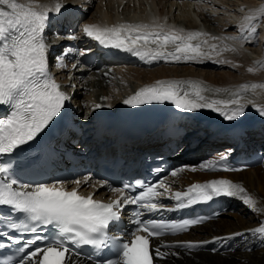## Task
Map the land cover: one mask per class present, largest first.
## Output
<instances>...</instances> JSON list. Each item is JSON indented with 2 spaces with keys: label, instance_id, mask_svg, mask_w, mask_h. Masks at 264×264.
<instances>
[{
  "label": "snow or ice",
  "instance_id": "obj_1",
  "mask_svg": "<svg viewBox=\"0 0 264 264\" xmlns=\"http://www.w3.org/2000/svg\"><path fill=\"white\" fill-rule=\"evenodd\" d=\"M64 7L60 2L49 6L39 3V0H0V107L7 110L5 115L0 116V158L10 157L7 162H0V224H3L0 249L17 245V253L21 254L18 259L5 260L0 264H82L81 257L84 254L79 251L82 246L96 250L95 264H154V260L155 264H161L169 256L179 255L172 251L174 248L191 250L209 241L166 243L157 242L159 238L186 233L195 226L203 225L210 217L143 219L144 212L177 211L219 197L241 200L258 216V220L255 227L224 237H213L212 242L231 240L248 233L264 247V206L258 207L257 198L244 185L231 179L218 178L193 183L184 191H173L171 184L163 178L152 184L125 183L121 187H111L106 181H97L96 185L109 187L115 195L114 199L104 201L95 199V193H81V184L87 185L91 176L72 181L75 186L70 189L67 181L25 183L18 178L13 163L19 161L20 154L25 151L23 146L35 141L60 116L66 102L71 99L50 71L48 56L51 44L46 34L51 14H59ZM262 22L264 8L260 9L259 15L245 16L238 31L248 33V36L242 35L239 39L250 40L255 37ZM83 33L104 47L131 53L148 63H231L217 57L226 51H237L227 44L210 43L237 40V37L188 31L166 22H125L112 26L85 24ZM53 38H59V34L54 33ZM69 38L77 37L72 35ZM71 51L67 49L56 58L59 67H68L64 60ZM71 67L76 68L77 64L73 63ZM248 71L251 73L254 69L249 68ZM257 88H264V84L241 85L229 99H210L204 95L205 92L228 90L209 89L202 81L195 80H157L141 87L124 99L123 103L132 107L170 103L182 112L209 109L231 122L243 117L248 105L264 118V105L253 101L247 104L242 102L244 93ZM104 99L108 100L109 97ZM94 107L100 109L111 107V104L97 103ZM17 150L20 153L13 157ZM185 170L227 172L243 169L229 166L225 154L197 166L185 165L174 169L170 176L175 178ZM136 188L141 191L131 195ZM162 197L175 201L174 205L169 207L161 203ZM261 203L264 204V201ZM128 205L136 206L132 221L136 227L125 240L122 236L110 235L109 230L120 221L122 211ZM5 208L7 211H4ZM49 228L52 229L50 236L40 234ZM25 233H30L31 237L25 239ZM244 247L248 252L254 250L247 244ZM211 251L217 249L213 247ZM237 264H243V261Z\"/></svg>",
  "mask_w": 264,
  "mask_h": 264
},
{
  "label": "bare ground",
  "instance_id": "obj_2",
  "mask_svg": "<svg viewBox=\"0 0 264 264\" xmlns=\"http://www.w3.org/2000/svg\"><path fill=\"white\" fill-rule=\"evenodd\" d=\"M59 1L71 2L72 0H39V3L47 5V2ZM75 2L81 8L72 10L74 17L69 15L64 18L53 13L46 29L49 43L54 39V33H58L61 40L69 39V41L62 42L60 47L64 50L72 49L69 52L72 57L70 61L76 60L77 50H80L79 54L85 53L89 46L88 43L94 42L83 32L77 33L75 28L67 27L72 22L75 26L76 23L78 25L84 23L112 26L125 22L136 24L155 21L166 22L168 25L188 31H203L219 37H237V40L210 41V43L221 45L227 44L237 49L236 52L226 51L222 53L221 57H217V59L231 61V63L212 61L203 63L154 61L148 63L145 60L132 61L127 57L109 61L98 56L96 58L97 66L93 69L88 63L67 62L66 64L70 67L73 63H77V67L70 70L73 71V75L68 78L66 77L67 70H65L62 84L68 82L71 84L69 91L72 94V101L78 105L75 113L76 121L81 124L83 121H91L94 118L95 104H111V107L100 108V111L103 114L115 113L121 106H129L123 103L124 99L133 95L141 87L153 84L157 80H195L202 81L204 86L209 89L228 90L219 93L205 92L204 95L210 99H229L233 92L240 89L241 85L264 84V47L259 45L256 37L250 40H240L239 37L248 36V33L238 31V27L244 23L246 13L259 15L260 9L264 8V0H76ZM80 11H84L83 16L76 21L73 20ZM59 21L65 25L64 30L60 33L56 25V22ZM263 26L264 22L258 28ZM72 35L77 38L70 39L69 37ZM66 36L68 37L66 38ZM79 40L85 41L83 45L78 46ZM99 63L100 66H98ZM151 64H157V66L151 67ZM233 65L238 66L234 67ZM249 68H253L254 71L250 73ZM62 77L63 74L59 76V79ZM104 97H109V99L105 100ZM248 101L264 105V88H257L255 91L250 89L244 93L242 102L247 104ZM84 112H86L87 119L84 118ZM185 113L189 118L190 125L197 126V123H200L199 119L205 117L221 121L222 125L228 126V131L241 125L251 129L247 138L227 140L220 147L221 150L245 154L251 150H258V147L264 149V118L260 117L251 105H248V110L243 117L231 122L224 120L218 113L209 109ZM199 127L197 126V128ZM210 137V133H205L195 140L197 146H200L199 150H204L208 146ZM228 137L233 138V133ZM241 140L244 141L245 148L238 150ZM178 145L181 144L178 143ZM168 146L171 147V145ZM197 146L191 147L193 151L190 155L182 161L176 162V165L180 167L197 166L206 161L200 153H194L195 150H198ZM201 171L185 170L177 176L179 180H175L173 184H189L193 180H203L205 176L201 174ZM232 178L242 180L249 193L257 198L258 207L264 206L261 203L264 201V167L247 170L239 175H233ZM87 187L88 185L84 186V188ZM225 208L226 213L219 221L195 229L182 240L210 239L214 236L244 232L245 229L257 226L258 216L241 200L229 203ZM246 244L253 247L254 250L248 252L244 247ZM172 251L178 252L179 255L169 256L161 264H237L238 261H243V264H264V247L260 246L257 238L248 233L234 241L230 252L207 254L199 251L192 253L185 248H174Z\"/></svg>",
  "mask_w": 264,
  "mask_h": 264
},
{
  "label": "rangeland",
  "instance_id": "obj_3",
  "mask_svg": "<svg viewBox=\"0 0 264 264\" xmlns=\"http://www.w3.org/2000/svg\"><path fill=\"white\" fill-rule=\"evenodd\" d=\"M89 111H90V109H89ZM89 111H88V113H89ZM85 117V116H84Z\"/></svg>",
  "mask_w": 264,
  "mask_h": 264
}]
</instances>
